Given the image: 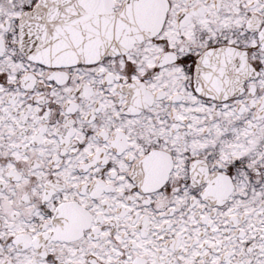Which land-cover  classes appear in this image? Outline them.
I'll return each mask as SVG.
<instances>
[{"label":"snow or ice","instance_id":"1","mask_svg":"<svg viewBox=\"0 0 264 264\" xmlns=\"http://www.w3.org/2000/svg\"><path fill=\"white\" fill-rule=\"evenodd\" d=\"M0 264H264V0H0Z\"/></svg>","mask_w":264,"mask_h":264}]
</instances>
